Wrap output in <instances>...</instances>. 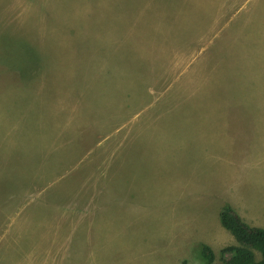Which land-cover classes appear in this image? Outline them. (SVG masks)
<instances>
[{"label": "rangeland", "instance_id": "rangeland-1", "mask_svg": "<svg viewBox=\"0 0 264 264\" xmlns=\"http://www.w3.org/2000/svg\"><path fill=\"white\" fill-rule=\"evenodd\" d=\"M116 36L136 58L158 47L161 73L90 103L75 41ZM117 144L124 181L102 159ZM263 201L264 0H0V264H204L200 243L218 264L221 207L264 227ZM77 202L97 207L75 219Z\"/></svg>", "mask_w": 264, "mask_h": 264}, {"label": "crops", "instance_id": "crops-1", "mask_svg": "<svg viewBox=\"0 0 264 264\" xmlns=\"http://www.w3.org/2000/svg\"><path fill=\"white\" fill-rule=\"evenodd\" d=\"M110 36V35H109ZM24 39V38H22ZM91 37H86V38H82L80 40H76L75 44L77 45L75 46L76 48H82V49H76V51L71 54V56L69 58H73L74 59H79L81 62H85L86 64V68L88 70L89 73V80L92 81L94 83L93 86H91V88H89L88 90L86 89L84 92L85 93L87 91H90L91 94L93 95L92 97L88 98V102L90 103H97L99 102L100 104H107L108 102L112 101V98H108V96H111L112 91L108 92H104L103 89L106 86V82H104V80H108L107 82L109 83H115L118 82L120 83L125 90V93L127 92H131L133 90V88L137 87V86H141L143 84L142 80H148L151 78L156 77L157 75H159V73H161V69L162 66L156 71L155 65L152 63L156 60H158L159 58H155V53L158 51V47L157 49H151L150 50V46H146V54H138V55H143V58H136V54L133 53L134 52V48L132 47H127L124 46L121 41L118 40V36H116L114 39H111L110 37L106 40L104 39H94ZM91 47L93 49L92 54H88L87 52V48ZM37 50V49H36ZM37 52L42 56V53H40L38 50ZM149 57H153L152 61L149 59ZM42 58V57H41ZM142 60L144 62V65H142ZM165 61L162 58V64H164ZM142 66V71L141 73H137V70L139 69V67ZM192 68H194V65L191 64L189 69L191 70ZM202 70L197 72V77L200 78V73L205 72L206 70L204 68L201 67ZM76 71V70H75ZM124 71L125 74L122 75L121 72ZM98 72V73H97ZM96 74V75H95ZM99 75V76H98ZM95 76V77H94ZM101 78H98V77ZM56 79V83L57 85H61L63 87V89L66 86H70L72 87V81L70 79V77H63L60 75L59 80L57 78ZM102 79V80H101ZM101 80V81H100ZM100 81V82H99ZM70 89V88H69ZM73 91V90H72ZM118 93V91H117ZM193 107L196 110L198 105H199V100L197 99L196 96H193ZM182 107V106H180ZM89 108V107H88ZM90 110V108H89ZM101 111L100 106L95 105V110L91 111L90 110V114L86 115V116H79L80 118V122H83L84 120H91L93 119L99 112ZM115 116V115H114ZM88 122V121H87ZM125 122H123V126H124ZM130 126V125H129ZM249 126V125H248ZM245 126L244 128L248 127ZM133 130V132L136 134L138 133V128L135 126H132L130 131ZM129 131V133H130ZM241 131L245 134L246 130L245 129H241ZM113 131H111V137L112 140L114 139L115 135H112ZM123 136H126V133L123 132ZM122 136V137H123ZM113 142V141H112ZM121 142H126V138H122V140L118 141V144H120ZM117 144V147L114 151H112V153H109V155H105L104 153H102V159L106 160V165L108 166L107 169L111 168L114 169V174L113 175H117L119 177V179L121 181H124L126 179V173L125 170L123 169L125 166L123 165V163L121 162H115V159L117 157V153L121 150L120 145ZM124 151V150H122ZM200 156V154L198 155ZM204 156L208 157V155L206 154V151L204 152ZM210 157V156H209ZM108 159V160H107ZM205 161H207V159H205ZM204 161V162H205ZM203 162V164H204ZM259 169L258 171H254L257 175H259L260 177L262 176L261 171H259L261 169V166H258ZM205 168H207L209 170V173H211V168L207 167V165H200V167H197L196 171L192 172V175L194 176L195 180H202V178L200 177V174L204 173L203 169L205 170ZM106 169V170H107ZM250 171V170H248ZM183 172L185 173V171L183 170ZM196 172V175H195ZM252 172H250L251 174ZM201 174V175H202ZM241 188H233L231 189L232 191H230V197L232 198V202L230 201L231 205L233 207L234 204H236L235 202H241V197H237L236 194H238ZM205 191V190H204ZM203 191V195H202V199L203 201L205 200V194ZM236 200H235V199ZM234 199V200H233ZM248 202H253V201H248ZM264 202V201H263ZM109 203H114V202H108ZM120 205V202H117ZM124 203V202H122ZM93 202H77V206L75 208H71L70 209V215H73V218L78 219L79 217H82L80 214L82 213V210L78 209V206H82L84 208L92 205ZM93 207H97L96 205H92L88 208V210H92ZM236 208V207H235ZM85 212V210H83ZM100 212V210H97ZM89 216H92V214H90ZM46 227V226H45ZM44 227V229H45ZM64 229H66V225H63ZM196 226H194V231L196 230ZM187 230H191L190 228L187 229V227L185 228V231L187 232V235L185 236L186 240H191L194 238H197L196 235L192 236V233H197V232H190ZM55 232V230H54ZM186 232H183L181 234V236L183 237ZM203 232V231H201ZM206 234V233H205ZM40 235V233H39ZM55 235L57 236L58 234L55 233ZM66 236V235H65ZM202 238H207L206 236H202L200 237V240ZM210 238V237H209ZM212 238V236H211ZM60 239V238H57ZM176 251L175 249H172L171 251V260H174V255ZM183 254V252H181ZM180 252H178L177 254H181ZM186 255V254H183Z\"/></svg>", "mask_w": 264, "mask_h": 264}, {"label": "trees", "instance_id": "trees-1", "mask_svg": "<svg viewBox=\"0 0 264 264\" xmlns=\"http://www.w3.org/2000/svg\"><path fill=\"white\" fill-rule=\"evenodd\" d=\"M218 217L220 224L235 239V244L226 245L219 250L218 264H264V227L248 224L229 204L221 207ZM200 249L204 264H212L216 256L214 250L204 243H200Z\"/></svg>", "mask_w": 264, "mask_h": 264}]
</instances>
